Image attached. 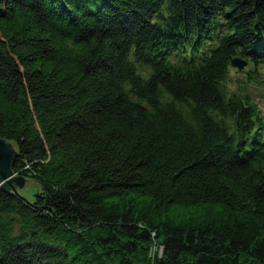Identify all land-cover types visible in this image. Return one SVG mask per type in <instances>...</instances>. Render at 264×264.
<instances>
[{
  "label": "trees",
  "instance_id": "16d2710c",
  "mask_svg": "<svg viewBox=\"0 0 264 264\" xmlns=\"http://www.w3.org/2000/svg\"><path fill=\"white\" fill-rule=\"evenodd\" d=\"M257 94L264 0H0V264H264Z\"/></svg>",
  "mask_w": 264,
  "mask_h": 264
},
{
  "label": "water",
  "instance_id": "95a60500",
  "mask_svg": "<svg viewBox=\"0 0 264 264\" xmlns=\"http://www.w3.org/2000/svg\"><path fill=\"white\" fill-rule=\"evenodd\" d=\"M246 62L238 57L231 59L230 67L242 70ZM16 155V150L12 143L0 138V188H6L11 191L21 189L24 185V179L14 175L12 163ZM15 178H14V177ZM14 183L16 185H14Z\"/></svg>",
  "mask_w": 264,
  "mask_h": 264
},
{
  "label": "rangeland",
  "instance_id": "374dc122",
  "mask_svg": "<svg viewBox=\"0 0 264 264\" xmlns=\"http://www.w3.org/2000/svg\"><path fill=\"white\" fill-rule=\"evenodd\" d=\"M232 69L236 70L235 68H232ZM256 98H257V101H258L261 109L264 111V96L257 94ZM14 185H16V184L14 183ZM37 191H38V186L32 181H24V185L20 189V193L27 200H32L33 199V195ZM154 251H155V249H152V253H154Z\"/></svg>",
  "mask_w": 264,
  "mask_h": 264
}]
</instances>
